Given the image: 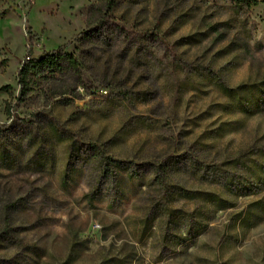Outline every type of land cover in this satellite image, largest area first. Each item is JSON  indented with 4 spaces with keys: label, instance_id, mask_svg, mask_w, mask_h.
<instances>
[{
    "label": "rangeland",
    "instance_id": "374dc122",
    "mask_svg": "<svg viewBox=\"0 0 264 264\" xmlns=\"http://www.w3.org/2000/svg\"><path fill=\"white\" fill-rule=\"evenodd\" d=\"M259 1L120 0L101 37L67 48L80 72L63 64L19 99L29 45L39 58L67 44L104 0H0V264H99L129 252L131 264H264V106L230 113L219 88L264 81ZM151 30L168 44L141 36ZM174 151L256 153L258 165L227 171L251 193L180 242L163 240L160 226L140 240L151 164ZM102 155L122 168L103 175ZM259 208V222H239Z\"/></svg>",
    "mask_w": 264,
    "mask_h": 264
},
{
    "label": "trees",
    "instance_id": "16d2710c",
    "mask_svg": "<svg viewBox=\"0 0 264 264\" xmlns=\"http://www.w3.org/2000/svg\"><path fill=\"white\" fill-rule=\"evenodd\" d=\"M119 1L104 0L103 8L105 12L101 13L96 23L88 26L87 29L67 44L45 52L39 58L33 57V46L30 44L26 58L17 75L18 98L21 99L25 96L27 91L32 88L31 86L37 83L38 79L42 77L50 79L56 76L57 73L63 70V64H67L69 68L80 72L78 59L72 53H69L67 48L74 42L82 43L86 40L101 37L103 27L115 22L113 16ZM232 2L237 7L248 9L260 4L259 0H232ZM125 26L123 25V30L126 29ZM141 36L159 40L163 44L167 43L166 37L154 30L145 31ZM219 88L233 102L230 108H225L228 112L254 114L262 111L264 106V81L259 84H243L236 88L230 87L224 82H219ZM249 104L254 106V109H250ZM227 123L222 122L217 131H223ZM190 135L188 133V136ZM207 140V146H211L210 138L208 137ZM192 151L165 153L161 159L151 164L154 177L148 184L146 193L152 196V200L143 213V228L137 231L136 236L140 240L149 238L160 226L164 231L163 240L169 244L180 242L183 240L184 235L190 236L195 229L201 232L206 230L208 223L215 218L218 212L235 207V202L230 198L246 196L251 193L252 189L249 185L245 183L236 185L233 178L227 177V171L242 165L247 167L249 161L254 165H258L256 153H238L229 157L224 155L222 159L213 157V160H211L209 157L211 153L201 158ZM99 160L104 165L102 173L105 176L114 175V171H111L110 167H121L119 161L108 156L102 155ZM216 160H220V163L216 164ZM255 178L258 180L256 186L259 188L264 179L260 175L255 176ZM128 179L134 182V186L136 185L137 175L135 173L129 172ZM262 206L264 208V205L260 207ZM260 212V208L256 211L248 210L241 214L242 217L239 222L243 226L247 224L254 225L263 218ZM131 258V252H129L122 258L102 259L99 264H131Z\"/></svg>",
    "mask_w": 264,
    "mask_h": 264
},
{
    "label": "built area",
    "instance_id": "2783aa9c",
    "mask_svg": "<svg viewBox=\"0 0 264 264\" xmlns=\"http://www.w3.org/2000/svg\"><path fill=\"white\" fill-rule=\"evenodd\" d=\"M93 228H94V229H97V228H99V225L95 223V224L93 225Z\"/></svg>",
    "mask_w": 264,
    "mask_h": 264
}]
</instances>
